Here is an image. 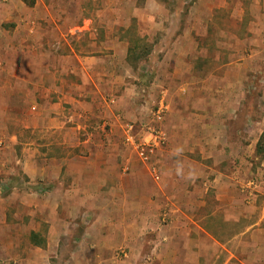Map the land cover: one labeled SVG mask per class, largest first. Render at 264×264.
I'll return each instance as SVG.
<instances>
[{
    "label": "crops",
    "instance_id": "obj_1",
    "mask_svg": "<svg viewBox=\"0 0 264 264\" xmlns=\"http://www.w3.org/2000/svg\"><path fill=\"white\" fill-rule=\"evenodd\" d=\"M218 1L217 7L230 9L233 26L216 28L215 72L253 71L248 64L257 41L264 50V0ZM38 4L49 21L51 6ZM17 18L9 4L0 10V264H137L141 249L165 243L178 251L184 243L190 252L196 241L228 246L223 264H241L244 251L247 264L257 253L264 256V241L255 240L264 236V200L257 219L232 228L226 243L216 228L239 227L243 210L257 205L249 162L257 141L233 143L240 131L230 126L234 111L248 102L249 82L246 88L190 81L200 67L191 52L175 49L163 71L171 80L156 76L149 87H162L153 101L166 108L161 128L167 142L145 165L125 144L123 124L150 123L153 103L139 99L137 115L123 72L126 55L108 63V52L79 56L72 47L66 54L58 47L54 53L47 32L30 26L32 19L16 41L2 23L20 25ZM225 54L231 62H220ZM208 65H202L204 74Z\"/></svg>",
    "mask_w": 264,
    "mask_h": 264
},
{
    "label": "rangeland",
    "instance_id": "obj_2",
    "mask_svg": "<svg viewBox=\"0 0 264 264\" xmlns=\"http://www.w3.org/2000/svg\"><path fill=\"white\" fill-rule=\"evenodd\" d=\"M39 1L0 0V10L9 4L12 6L15 16L18 17L17 19H20V25L14 21L2 23V28L15 33L16 41L26 36L29 27L27 22L32 19L35 23H31L30 26H33L37 32L38 28L47 32L48 47L54 53L58 47L65 54L72 47L79 56L108 52V54L105 53L108 63H112L111 60L118 61L119 55L117 54H125L126 67L124 69L122 63V68L125 70L123 72L127 76L129 84L128 95L130 98H134L138 104L137 115H139V99L143 101L148 99L147 102L153 103V105L148 103L149 111L157 108L158 104L153 101V97L155 99V96L161 94L162 87H156L157 89H153V87L149 89V87L151 82H155L156 76H159L158 80L164 78L167 81L171 80V77L168 78L166 73L163 75V71L170 67L173 51L175 49L182 52L189 51L194 57L190 56L189 58L200 67L199 73H191L190 81L206 79L209 82H242L246 88L247 83H250L249 99L247 97L245 99L248 102L239 106V113L234 111L237 117L230 124L233 130L240 131V135L238 137L233 135L231 140L234 141L233 143L241 141L243 144L252 140L258 142L264 129V50L261 47L262 43L257 41L254 45L257 55L250 58V64H248L250 68H253V71L247 72L246 67L245 69L240 67L239 70L232 67L233 69H223V72H215L218 54L215 49L216 28L222 24L225 25V28L233 26L230 9L217 7L220 5V1L43 0L51 6L46 11L47 17H51L49 21H44L45 10L40 8L39 4L36 5ZM224 11H229V16ZM253 12L254 10H252ZM147 17L153 18L154 23L151 20L146 23ZM238 28L241 33L244 26L241 25ZM228 30L232 29L228 28ZM58 42L59 44H57ZM224 44L232 48L235 43L225 39ZM237 44L241 47L246 46V42ZM144 48L149 50V53L139 59V54L144 51ZM231 59L229 54H225L220 62L222 60L224 63L231 62ZM203 64H210L208 65L210 67H207L209 72L206 74L202 72L205 67L202 66ZM240 64L244 66L245 63L241 61ZM139 67L144 71H139ZM182 78L183 76L178 79ZM171 89L174 90V87L172 86ZM194 91L198 92L199 90L197 88ZM149 94L153 95L152 99H149L151 98ZM11 107L9 106V109ZM201 109H205V107L203 106ZM247 115L250 116L249 122L244 120ZM248 134L249 141H246ZM250 158L251 180L255 184L258 183V187L252 191V194L257 196V205L249 212L243 210L245 212L239 215V227L231 226L230 223L217 225V235L223 243H226L227 239L231 237L233 229H243L248 221L257 219L258 205H261V200H264V155L259 156L254 151L253 154L250 152ZM241 240L242 246L245 247L249 244L246 236ZM255 240L263 242L264 236L259 235ZM196 243L198 242L196 241ZM196 243L190 252L186 249L188 253L185 252L184 243L181 245V250L178 251L173 250L165 243L154 244L147 250L141 249L137 264H143V259L149 260V264H223L229 258L226 249H231L228 246L224 249L210 241L206 244L202 243L204 246H199ZM242 246L240 249H243ZM238 259L241 264H247V252L239 253ZM252 262L264 264L263 253H257Z\"/></svg>",
    "mask_w": 264,
    "mask_h": 264
},
{
    "label": "built area",
    "instance_id": "obj_3",
    "mask_svg": "<svg viewBox=\"0 0 264 264\" xmlns=\"http://www.w3.org/2000/svg\"><path fill=\"white\" fill-rule=\"evenodd\" d=\"M166 108L162 104L151 111V120L148 124L124 123V142L129 146L136 157L145 165H148L152 155L162 150L167 142L161 125L164 121ZM3 140L0 138V149L3 147ZM254 185V183H250ZM146 264V263H143Z\"/></svg>",
    "mask_w": 264,
    "mask_h": 264
},
{
    "label": "trees",
    "instance_id": "obj_4",
    "mask_svg": "<svg viewBox=\"0 0 264 264\" xmlns=\"http://www.w3.org/2000/svg\"><path fill=\"white\" fill-rule=\"evenodd\" d=\"M147 53H149V50L147 51L146 48H144V51L141 54H139V59H141V57H143L144 55H148ZM256 154L259 156L264 155V129L256 144Z\"/></svg>",
    "mask_w": 264,
    "mask_h": 264
}]
</instances>
